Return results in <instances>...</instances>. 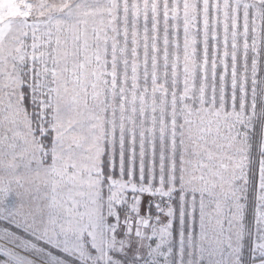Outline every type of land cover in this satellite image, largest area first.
<instances>
[{
	"label": "snow or ice",
	"instance_id": "snow-or-ice-1",
	"mask_svg": "<svg viewBox=\"0 0 264 264\" xmlns=\"http://www.w3.org/2000/svg\"><path fill=\"white\" fill-rule=\"evenodd\" d=\"M0 264H264V0H0Z\"/></svg>",
	"mask_w": 264,
	"mask_h": 264
}]
</instances>
